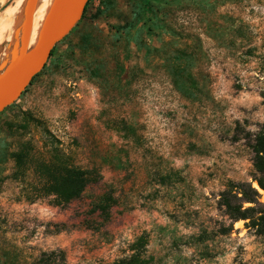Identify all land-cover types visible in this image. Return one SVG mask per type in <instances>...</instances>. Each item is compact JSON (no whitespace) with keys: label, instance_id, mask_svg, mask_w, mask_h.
Segmentation results:
<instances>
[{"label":"rangeland","instance_id":"374dc122","mask_svg":"<svg viewBox=\"0 0 264 264\" xmlns=\"http://www.w3.org/2000/svg\"><path fill=\"white\" fill-rule=\"evenodd\" d=\"M15 2L0 0V20ZM100 2L0 115V264L50 253L52 264H113L143 234L148 264H264V236L218 205L230 182L257 190L264 0H161L150 13L138 0ZM24 8L0 53L22 35ZM42 164L99 179L57 206ZM107 193L104 220L95 206Z\"/></svg>","mask_w":264,"mask_h":264},{"label":"trees","instance_id":"16d2710c","mask_svg":"<svg viewBox=\"0 0 264 264\" xmlns=\"http://www.w3.org/2000/svg\"><path fill=\"white\" fill-rule=\"evenodd\" d=\"M110 1L111 0H101L100 3L108 5ZM138 1L143 6L144 11L150 13L151 3L159 4V1L161 0ZM89 3L90 0H88L84 8V12L80 21L86 14ZM98 14H100L99 9L97 10V15ZM80 21L75 25L72 31L77 27ZM56 46L52 49L46 65L50 58L53 56ZM46 65L44 66V68L46 67ZM40 73H38L32 79L31 83ZM176 85L178 89H180L181 93H183L185 96L188 97L191 95L190 92L192 91L191 88L193 87L191 86V84H189V87L186 88L180 87L178 83ZM11 106L12 105H10L9 107ZM9 107H7L6 109H8ZM4 111L1 114H3ZM250 147L253 153L252 166L255 171V175L252 180L264 192V122L260 124L258 132L253 135ZM16 159L17 163L20 165L22 162V156L16 155ZM39 169L46 178L45 191L47 194H51L56 197L55 203L57 204V206H64L71 201L79 199L87 186L92 183H96L99 179L96 171L84 170L78 167L42 164L40 165ZM257 190L252 188V186L247 183L235 184L230 182L227 184L226 189L220 194L218 205L224 208V211L231 223L244 221L245 228L253 230L254 234L257 236H264V204H261L259 202L260 195L258 194ZM243 203H248L250 204V206L244 208ZM114 204L115 199L113 198V196L108 193L104 194L97 202L95 211L98 212L104 220H108L110 217V209ZM145 248L146 238L143 234L136 238V240L130 245L131 254L126 258L117 260L113 264H148V259L144 258L143 256L145 253ZM53 255L54 253L42 254L40 262L43 264H52L53 260L50 258ZM61 260L64 261L63 256H61Z\"/></svg>","mask_w":264,"mask_h":264},{"label":"water","instance_id":"95a60500","mask_svg":"<svg viewBox=\"0 0 264 264\" xmlns=\"http://www.w3.org/2000/svg\"><path fill=\"white\" fill-rule=\"evenodd\" d=\"M88 0H57L42 40L28 47L34 5L23 15V32L14 29L11 45L0 53V114L19 99L32 79L42 71L52 49L80 21Z\"/></svg>","mask_w":264,"mask_h":264},{"label":"bare ground","instance_id":"6f19581e","mask_svg":"<svg viewBox=\"0 0 264 264\" xmlns=\"http://www.w3.org/2000/svg\"><path fill=\"white\" fill-rule=\"evenodd\" d=\"M15 1H16L15 2L16 6L12 7V8L9 7L12 9V11L11 10L8 12L5 11L6 16L0 20V47L3 43V39H4V35H5L4 30L9 28V26L14 23L12 20V18H13L12 12L13 13L17 12V11L20 12L21 9L25 7V5H28L27 3L30 4V2H27L28 0H15ZM35 1L36 2L38 1V3L40 4V7L38 9L37 14H34L32 16V24H31V29H30L28 47H36L37 44L42 40L44 32L47 28L48 22L52 16L53 9H54L55 4L57 2V0H35ZM30 5H32V3ZM24 10H25V8H24ZM20 17H22V16H20ZM19 25H21V24H19ZM255 188H257L259 190V192L263 193V191L261 189H259V187L257 185H255Z\"/></svg>","mask_w":264,"mask_h":264}]
</instances>
